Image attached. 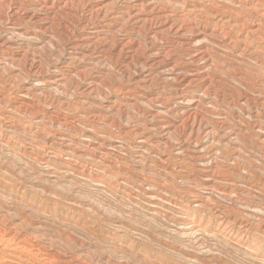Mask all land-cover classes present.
Segmentation results:
<instances>
[{"label": "rangeland", "instance_id": "374dc122", "mask_svg": "<svg viewBox=\"0 0 264 264\" xmlns=\"http://www.w3.org/2000/svg\"><path fill=\"white\" fill-rule=\"evenodd\" d=\"M52 1L0 3V264H264V0ZM194 19L216 88L130 76Z\"/></svg>", "mask_w": 264, "mask_h": 264}, {"label": "bare ground", "instance_id": "6f19581e", "mask_svg": "<svg viewBox=\"0 0 264 264\" xmlns=\"http://www.w3.org/2000/svg\"><path fill=\"white\" fill-rule=\"evenodd\" d=\"M25 3L24 1L26 0H0V3H20V2ZM28 1V0H27ZM98 1V0H96ZM46 2V1H45ZM216 2V1H215ZM56 3H64L63 0H53L52 4L55 5ZM143 3V2H142ZM181 3V2H180ZM72 3H64L65 7L67 5H70ZM103 3H89V7L91 9V14L93 15L94 13H98L99 9L101 8ZM5 5V4H4ZM79 5V4H78ZM140 5V4H139ZM57 6V5H56ZM104 6V5H103ZM102 6V7H103ZM146 7L145 4L143 5V8ZM154 7V6H153ZM206 7V6H204ZM258 5L252 6L253 12L257 10ZM57 8V7H56ZM140 7L134 6L133 9H138ZM207 8V7H206ZM76 9V8H75ZM59 10V9H58ZM151 10V9H150ZM204 10V9H203ZM235 10V9H234ZM17 11V10H16ZM82 11V10H81ZM142 11V10H141ZM196 11V10H194ZM2 12V11H0ZM138 12V11H137ZM136 12V13H137ZM171 12V11H170ZM193 12V11H192ZM77 15L80 18L84 17V13L81 12L79 14L76 12ZM166 13V12H165ZM190 13V12H189ZM2 14V13H1ZM0 14V15H1ZM13 15L17 16L19 15L18 11L17 13L14 11L12 13ZM11 14V15H12ZM164 14V13H163ZM214 20L218 22H222L225 18V13H220L216 12L213 13ZM259 17L263 18L264 13L260 15L257 11L256 13ZM255 14V15H256ZM3 15V14H2ZM27 15V13H26ZM115 16V15H114ZM196 16V15H195ZM199 16V15H198ZM197 16V17H198ZM54 17V16H53ZM76 17V16H75ZM113 17V16H112ZM147 17V16H146ZM159 17V16H158ZM212 17V18H213ZM245 17V16H244ZM31 18V17H29ZM34 19H37L38 16H34ZM48 19V18H47ZM52 19V18H51ZM143 19V18H142ZM137 20V18H136ZM195 20V19H194ZM21 21V20H20ZM25 21V20H24ZM123 21V19H122ZM183 21V20H182ZM161 22V21H160ZM166 22V21H165ZM190 22V21H189ZM236 22V21H235ZM240 22H243L240 24ZM54 23V22H53ZM59 23V22H58ZM133 23V22H132ZM152 23V22H151ZM171 23V22H170ZM239 25V33L244 32V28L247 26V29L250 31L249 35H259L264 39V30H262L261 24H257L256 27L250 26L248 21H245L243 18L242 20H239L237 22ZM100 25V24H99ZM155 25V24H154ZM160 25V24H159ZM201 24L198 23L197 20L192 21L191 23L186 25H180L179 27L175 28L171 25L169 27V30L173 32V39L171 43L176 45L177 47H184V56H181L180 58H172V59H167L165 58L161 52L160 49L155 47V42L153 38L149 37V41L151 42L147 48H145V57L142 58L138 55L137 48H141L140 42L133 41L132 46L129 48L131 52L128 54L129 56L127 57V63L129 66V71H130V76L134 77V73H136L135 70V64L136 63H142L144 68L146 69V73H151L152 70L156 69L157 71H160V76H164L167 78L168 81H171L170 79L174 81H179L180 86H188L193 84L194 82H200L201 83V89L203 88L204 90H210L213 88H216L215 86V78L212 77L208 71L212 67L213 59L211 53H210V45H209V40L210 38L216 36L217 34L223 33V30L219 29H212L209 30L208 27L205 25L200 26ZM68 26V25H67ZM66 26V27H67ZM163 26V25H162ZM155 27V26H153ZM162 28V27H161ZM150 29V28H149ZM165 29V28H164ZM196 31V34L193 37H188V32L190 31ZM41 31V30H40ZM158 31V30H157ZM160 31V30H159ZM158 31V32H159ZM227 34V33H226ZM89 35V34H88ZM157 33H154V36H156ZM224 35V34H223ZM228 35V34H227ZM68 37V36H67ZM227 39V38H225ZM225 39H222L223 42L227 41ZM237 39V38H236ZM233 42V41H232ZM246 42V41H245ZM255 42V41H253ZM246 45V44H245ZM244 45V47H246ZM4 47V46H3ZM135 49V50H134ZM182 49V48H181ZM246 49V48H245ZM82 51V50H81ZM164 51V50H163ZM241 51H245L244 49ZM163 53V52H162ZM90 55V54H89ZM166 55V54H165ZM127 56V55H126ZM180 56V55H179ZM108 58V57H107ZM170 58V57H169ZM109 62V61H108ZM12 64V63H11ZM244 64V63H243ZM224 67V66H222ZM39 68V67H38ZM219 70V69H218ZM135 71V72H134ZM40 72V71H39ZM154 72V71H153ZM156 72V71H155ZM155 74V73H154ZM150 75V74H149ZM47 76V75H46ZM144 76V75H143ZM154 76V75H153ZM151 78V77H150ZM142 82H144V79H140ZM148 83V82H147ZM226 83V82H225ZM36 84V83H35ZM217 85V84H216ZM93 89V88H92ZM220 89V88H219ZM131 90V89H130ZM223 90V89H222ZM133 91V90H132ZM50 96V95H49ZM134 96V95H133ZM249 96V95H248ZM249 98V97H247ZM238 99V98H237ZM260 100V99H259ZM233 101V100H232ZM134 104V103H133ZM38 106V105H37ZM198 116V113L196 111H188L185 114V123L190 122L193 119H195ZM217 116V115H216ZM66 118V117H65ZM196 122V121H195ZM38 123V122H37ZM221 125V124H220ZM227 125V124H226ZM45 126V125H44ZM176 128V127H175ZM174 129V128H173ZM2 132V131H0ZM230 139V138H229ZM60 141V140H59ZM1 142V141H0ZM83 145V144H82ZM89 145V144H88ZM201 151V150H200ZM144 152V151H143ZM90 157V156H89ZM73 160V159H72ZM109 161V160H108ZM102 162V161H101ZM161 164V163H160ZM198 164V163H197ZM210 166V165H209ZM89 169V168H88ZM171 171V170H170ZM209 173V172H208ZM104 176V175H103ZM224 176V175H223ZM103 181V180H102ZM215 190V189H214ZM147 199V198H146ZM149 201V200H148ZM16 231V230H15ZM194 231V230H193ZM14 241V240H13ZM15 249V248H14ZM31 249V248H30ZM3 251V250H2ZM25 251V250H24ZM8 254V253H7ZM16 258V257H15ZM4 259V258H2ZM13 259V258H12ZM1 260V259H0ZM5 262L7 263L8 260ZM4 263V262H3ZM9 263V262H8ZM7 263V264H8ZM40 263V261H39ZM47 263V262H46ZM45 263V264H46ZM50 263V262H49ZM2 264V262H1ZM15 264V263H14Z\"/></svg>", "mask_w": 264, "mask_h": 264}]
</instances>
